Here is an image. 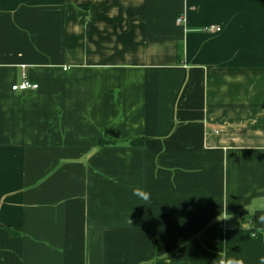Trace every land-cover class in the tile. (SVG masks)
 Segmentation results:
<instances>
[{"label": "crops", "instance_id": "0c3cea01", "mask_svg": "<svg viewBox=\"0 0 264 264\" xmlns=\"http://www.w3.org/2000/svg\"><path fill=\"white\" fill-rule=\"evenodd\" d=\"M261 215L264 0H0V264H260Z\"/></svg>", "mask_w": 264, "mask_h": 264}, {"label": "clouds", "instance_id": "9594fccd", "mask_svg": "<svg viewBox=\"0 0 264 264\" xmlns=\"http://www.w3.org/2000/svg\"><path fill=\"white\" fill-rule=\"evenodd\" d=\"M133 195L136 196L138 199L144 201L145 203H149L151 200V194L148 191L139 187L133 189ZM227 213L228 210L226 207L223 209V211H221V214L218 217V219L221 220L229 219L230 217L227 215ZM258 220L260 223H264V215L258 217ZM253 235H255V233H253ZM213 264H246V261L242 257L228 256L226 254L219 252L218 258L213 262ZM260 264H264V257L260 258Z\"/></svg>", "mask_w": 264, "mask_h": 264}, {"label": "built area", "instance_id": "2783aa9c", "mask_svg": "<svg viewBox=\"0 0 264 264\" xmlns=\"http://www.w3.org/2000/svg\"><path fill=\"white\" fill-rule=\"evenodd\" d=\"M179 23L183 22V19H179L178 20ZM210 31L212 32H220L221 29L220 28H214L212 27L210 29ZM39 89V85L36 83H33L29 80H24L21 83L15 84L12 86V91L15 93H20V92H25V91H30V90H37Z\"/></svg>", "mask_w": 264, "mask_h": 264}, {"label": "trees", "instance_id": "16d2710c", "mask_svg": "<svg viewBox=\"0 0 264 264\" xmlns=\"http://www.w3.org/2000/svg\"><path fill=\"white\" fill-rule=\"evenodd\" d=\"M104 144V143H103ZM145 144V139L144 138H141V139H137L135 141H133L131 143L132 146H136V147H141ZM13 235H15V233L13 232Z\"/></svg>", "mask_w": 264, "mask_h": 264}]
</instances>
